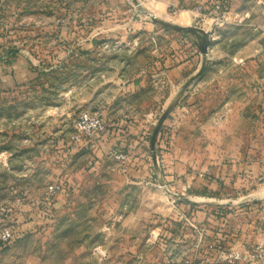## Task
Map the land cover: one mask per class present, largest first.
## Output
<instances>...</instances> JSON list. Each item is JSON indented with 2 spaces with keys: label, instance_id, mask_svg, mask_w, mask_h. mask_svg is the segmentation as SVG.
Masks as SVG:
<instances>
[{
  "label": "rangeland",
  "instance_id": "1",
  "mask_svg": "<svg viewBox=\"0 0 264 264\" xmlns=\"http://www.w3.org/2000/svg\"><path fill=\"white\" fill-rule=\"evenodd\" d=\"M0 45V85L30 74L0 90V264H178L191 201L224 217L194 264L264 244L240 236L250 205L264 239V0H0ZM84 112L104 146L72 139Z\"/></svg>",
  "mask_w": 264,
  "mask_h": 264
},
{
  "label": "crops",
  "instance_id": "2",
  "mask_svg": "<svg viewBox=\"0 0 264 264\" xmlns=\"http://www.w3.org/2000/svg\"><path fill=\"white\" fill-rule=\"evenodd\" d=\"M155 7H156V9H158V12L161 14V16L163 17L164 20H169V19H165L166 17H169V15L166 14V11H165L166 9L164 8V6H160V5L156 6L155 5ZM194 15H195V13H192L191 16H189L187 18V21L185 20L183 24H186V25L192 24L193 21L195 20L193 17ZM168 22H170V21H168ZM1 53H2V51H1ZM14 60L11 64H9V65L7 64L4 67L5 87H4V85H0V90L11 89V88L15 87L16 85L26 83V81L28 79H30V74L28 71H25V72L23 71L24 75L21 76V74L19 73L20 70L18 68L16 69V67H15L16 62ZM13 70H17V73H14ZM177 75H179V74H177ZM10 78H11V82L9 81ZM107 137L108 136L106 135V130H104L101 134H99L96 137V139L90 145V147L92 149H95L100 144H101V147L104 146L108 142ZM118 142H120V141H118ZM197 202L198 201H191V204H193V205H186L187 206L186 207L187 215H184L183 218H181L178 221V223H179L178 226L176 228L172 229L173 232L171 235H173L174 239H173V241L169 242V245L172 248V250H177L176 259H177L178 264H194V262H196L197 259L200 260L201 257L203 258L202 249H204V247H205V242H201V240L203 238L202 237L203 231L206 230L205 227H206L207 221L208 220H210L212 222L216 221V223H218L219 220H223V218H224V217H220L216 211L211 212L210 211L211 209H204L203 208V212H201V208H199V206H198L199 204ZM213 202L217 203L216 200H210V205L215 204ZM249 206L250 205L247 206L248 208H247L246 214L250 218L249 219L250 221H248V223L245 224L240 236H241V239L243 240V242H245V243L257 244V243L263 242V240H264L262 238V235H260V233H261L260 226L262 224L260 223V221H256V219L259 218V217H257V215H259L261 213V211H258L260 213L257 214V213L252 211L254 206H251L250 208H249ZM226 217H228V215ZM208 233L211 234V231ZM203 243H204V245H203ZM190 250H191V252H193V254H191L190 257L186 258L185 252L190 251ZM178 253H180V254H178ZM209 253H210V256L215 255V254H211V253H215V252H212L211 250H209ZM180 255H182V256H180ZM172 259H173V257H171V254L168 255V258H165L166 262L168 261L169 263L170 262L172 263Z\"/></svg>",
  "mask_w": 264,
  "mask_h": 264
},
{
  "label": "built area",
  "instance_id": "3",
  "mask_svg": "<svg viewBox=\"0 0 264 264\" xmlns=\"http://www.w3.org/2000/svg\"><path fill=\"white\" fill-rule=\"evenodd\" d=\"M105 119L101 112H84L79 115L74 126L72 139L79 145L89 144L105 130ZM119 160L125 161L123 154L118 156ZM60 187L52 185L46 193V200L52 201L58 194ZM13 240V232L9 229L0 232V246L10 245ZM226 264H264V244L257 247L244 248L241 251H233L224 257ZM195 264H212L198 262Z\"/></svg>",
  "mask_w": 264,
  "mask_h": 264
},
{
  "label": "trees",
  "instance_id": "4",
  "mask_svg": "<svg viewBox=\"0 0 264 264\" xmlns=\"http://www.w3.org/2000/svg\"><path fill=\"white\" fill-rule=\"evenodd\" d=\"M250 207H251V206H249V208H250ZM217 213L219 214L220 217H222L223 213H220L219 211H217ZM13 239H14V238H13ZM12 242H13V240H12ZM12 242H11V243H12ZM7 246H8V245H7ZM2 247H3V246H2ZM4 247H6V246H4Z\"/></svg>",
  "mask_w": 264,
  "mask_h": 264
},
{
  "label": "bare ground",
  "instance_id": "5",
  "mask_svg": "<svg viewBox=\"0 0 264 264\" xmlns=\"http://www.w3.org/2000/svg\"><path fill=\"white\" fill-rule=\"evenodd\" d=\"M263 194H260V197L264 196V191L262 192ZM259 198V196H257Z\"/></svg>",
  "mask_w": 264,
  "mask_h": 264
},
{
  "label": "water",
  "instance_id": "6",
  "mask_svg": "<svg viewBox=\"0 0 264 264\" xmlns=\"http://www.w3.org/2000/svg\"><path fill=\"white\" fill-rule=\"evenodd\" d=\"M202 52H203L204 54H206V49L204 48V49L202 50Z\"/></svg>",
  "mask_w": 264,
  "mask_h": 264
}]
</instances>
